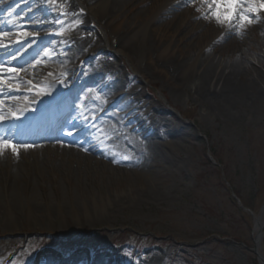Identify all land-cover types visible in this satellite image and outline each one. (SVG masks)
<instances>
[{
	"label": "rangeland",
	"instance_id": "rangeland-1",
	"mask_svg": "<svg viewBox=\"0 0 264 264\" xmlns=\"http://www.w3.org/2000/svg\"><path fill=\"white\" fill-rule=\"evenodd\" d=\"M36 1V5L32 0L4 1L14 4L7 11L20 9L15 15L19 27L0 35V48L10 50L7 68L26 77L54 71L53 76L63 82L70 77L67 70L57 71L64 59L70 66L86 71L114 69L124 79L122 90L113 95L107 89L94 91L90 85L86 88L93 90L102 104L109 99L107 114L118 122L124 121L135 147L141 149L144 140L135 129L134 117L146 114L145 120L159 125L160 147L170 154L171 163L154 162L149 151L145 156L138 152L122 154V167L138 166L142 170L147 167L158 194L118 212L109 221H104L110 208L108 201L103 206L94 205L91 196L102 194L110 203L128 198L139 191L138 178L111 174L108 179L98 180L91 189L79 192L68 188L71 186L62 178L57 183L67 190H53V181L47 176L39 182L45 185L41 191L39 187L28 186L39 180L38 171L29 174L22 171L25 180L18 185V198L23 202L35 199V203H42L43 209L39 218L25 211L20 212L19 219L5 216L0 223V264H48L64 259H71L73 264H106L101 260L114 264H255L254 256L244 246L254 245L255 220L264 222V18L253 15L249 19L254 23H241L239 26L246 29L236 42L218 38L215 42L220 46L230 45L228 54L215 56L209 41V46L203 44L194 57L191 55L193 64L178 73L180 78L178 74L173 79L157 74L154 81L139 84L132 82L133 77L140 78L138 71L116 52L118 41L113 35L118 27L113 22L90 24L88 33L93 44L80 62H75L67 53L71 43L67 46L59 42L62 35L57 33L56 24L66 20L61 6L63 10L81 14L86 13L83 6L74 0ZM48 8L60 16L50 19ZM100 12L101 18L104 7ZM33 14L35 18L30 19ZM37 24L41 28H35ZM216 31L211 28L210 36H220L215 35ZM224 33L219 30V34ZM143 38L140 33L134 41L141 44ZM57 41L56 47H50ZM100 43L106 46L105 51L93 52L91 47ZM230 71L247 74L259 87L236 96V101L230 98L224 105L208 102L200 90L217 92L222 88L219 74ZM177 81H182V86L174 98ZM30 87L33 92L34 87ZM143 99L150 106L143 104ZM135 108L138 114L130 115ZM155 108L159 112H154ZM176 128L182 129L179 136H169L170 129ZM92 133L105 141L108 155L116 150L115 144L108 143L111 134L107 130L96 126ZM13 144L35 147L61 143L57 135L42 134L36 138L17 136ZM210 157L221 167H215ZM108 163L118 170L115 161ZM21 168L24 170V166ZM74 168L76 165H72ZM232 195L248 205L252 217L239 211ZM81 203L86 205L83 207ZM261 247L264 254V236Z\"/></svg>",
	"mask_w": 264,
	"mask_h": 264
},
{
	"label": "bare ground",
	"instance_id": "bare-ground-1",
	"mask_svg": "<svg viewBox=\"0 0 264 264\" xmlns=\"http://www.w3.org/2000/svg\"><path fill=\"white\" fill-rule=\"evenodd\" d=\"M74 1L79 5L81 4L86 13L81 14L67 9L63 10L66 20L60 25L56 24L57 33L62 35L59 38V40L61 39L59 42L67 43V46L69 42L71 43L67 52L68 56L73 61L80 62L82 56L88 52L93 44H90L91 37L88 33L92 22H96L97 25H101L102 20L113 22L114 26L118 27L113 35L118 41L116 52L126 60L127 64L129 63L138 71L140 78L133 77L132 82L139 84L154 81L157 74L163 75L166 79H173L172 76L174 74H181L192 66V57L198 50L200 51L201 45L209 46V41L211 52L215 56L222 57L226 53L228 54L230 52L228 46L230 45L220 46L215 41L218 38L227 39L230 43L238 41V37L242 36V32L246 29L244 25L239 26L243 23L239 19V15H246L248 18L257 15L264 18V12L253 13L248 11L247 6H245V10L237 15L231 24L227 20L218 22L210 12V9H214L215 6L207 2L201 3L199 0ZM32 2L35 3L34 5L37 3L36 0H32ZM13 5L11 4L10 7ZM103 7L105 13L100 18L99 15L102 12L100 10ZM48 9H50L48 14L50 19L54 20V17L60 16L53 8ZM196 9H199V11H196ZM19 12L20 9L14 11L0 9V35L2 32H11L19 27L18 20L15 18V15ZM34 15H31L30 19H34ZM200 17L205 18L201 19ZM67 23H69L68 29L65 30ZM35 28H41L40 24L35 25ZM211 28H215L217 30L215 35L218 34L220 36H210ZM100 30L103 31L102 26H100ZM219 30L225 31V33L223 35L219 34ZM146 32H148L147 35ZM140 33L144 37L141 44L134 41L136 35ZM57 43L58 41L50 44V47H56ZM91 48H93V52H104L106 46L100 43L95 44ZM192 54L193 56L191 57ZM8 55L9 53H4L0 48V80L5 81V84L0 85V92L3 93V95H0V117L6 116V118L12 120L14 128L10 126L3 128L0 126V139L10 141L13 144L17 136L22 134L27 137H34L36 136L33 134L34 131L39 133L51 128V126L36 125L41 118L50 120L48 122L43 121V123H51V120L57 119L54 112H49L44 116V114L39 115L35 110L26 107L14 108L11 111L13 102L23 101L29 106L38 107L53 100L56 102L62 101L64 106L63 119L65 120L64 116L66 115V117L77 122L84 141L81 143L77 142V137L74 136L65 137L63 129L67 133L70 130L68 126L70 124L56 121V125L52 128L62 127V134L57 135L60 145L15 146L18 149L16 156H12L9 151L0 156V223L4 221L6 215L10 216V218L19 219L21 218L20 212L24 211L31 212L38 218L41 216L42 203H35L37 200L34 198V201L25 202L18 198V185L25 180L24 175L21 174L22 171L26 174L33 170L38 171L39 180L28 186L30 188L39 187L41 191L45 189V185L39 182H42L41 178L45 179L47 176H50L53 181V190H67V188L57 183L58 179L62 178L64 181H68L67 183L71 186L68 188H75V191L79 192L86 190V188L91 189L97 185L98 180L108 179L111 174L122 175L123 178L130 176L138 178L140 180V189L136 193H132L128 198L118 199V201L110 203V199L102 194L98 193L97 197L91 196L94 205L101 204L103 206L108 201V207L110 206V208L107 212V219L104 221H109L118 212L128 209L135 203H143L157 196V186L153 183L154 179L151 178L153 174L147 170V167L143 170L138 166L122 167L124 161L121 155L138 152L136 154L145 156L146 154L148 155L149 151V156L154 162L167 163L166 161H168L171 163L170 154H166L160 147L161 127L156 125L155 122L151 124L145 120L146 114L142 117L140 115L134 117V123L137 124L135 129L140 132V137L144 140L141 149H139V147H135L136 144L133 141L131 142L132 139L123 126L124 121L119 123L113 115L107 114L109 109L106 106L110 103L109 99L107 98L108 100L102 104L100 99L95 98L94 91L96 90L104 91L107 89L113 95L117 91L122 90L125 83L124 79H121L114 69L100 68L94 71H86L83 67L75 69V66H70L67 60L64 59L57 71L67 70L70 73V77L63 82L57 76H53L54 71L30 77L13 72L11 68H7L10 64V61L6 59ZM156 59L159 60L158 63L155 61ZM77 74L80 75L78 79H76ZM4 76L10 78H3ZM218 79L222 83V88L217 92L213 90L212 92L209 90L205 91V88L200 90V93L205 95L204 97H206L208 102L211 101L214 105H218V103L220 105L227 104V101L229 102L232 97L236 101V96L246 93L251 88L257 89L259 87V83L255 80H249L247 74L237 73L236 71H230L226 74L221 73ZM87 85H92L94 91L87 89ZM30 86H33V90H36L40 95L34 96L33 92H30ZM181 86L182 81L175 82L174 98H177V89ZM142 102L150 106V103L145 99ZM18 104L13 106L19 107L21 103ZM137 110V108L132 109L130 115L138 114ZM159 110V108L153 109L154 112H159ZM16 115L24 118V123L20 124L19 121H15ZM3 122L4 120L0 119V123ZM96 126L101 127L102 130H107L111 134L108 143L116 145V150H111L113 151L111 155L107 154L105 141L92 133ZM181 131L182 129L178 128L170 129L172 134H169V136L178 137ZM55 134L57 133L53 131L46 133L49 136ZM112 137L114 140H110ZM62 144L66 146L61 147ZM69 144H73V147ZM24 152L28 154L26 155ZM109 161H115L119 165L117 167L118 170L112 167L108 163ZM72 165H76V168L72 169ZM21 166H24V170ZM7 190L9 192L6 195L3 192ZM81 204L83 207L86 205L85 203ZM101 261L106 262V264H114L105 260ZM48 264H73V262L71 259H64L59 262L51 261Z\"/></svg>",
	"mask_w": 264,
	"mask_h": 264
},
{
	"label": "snow or ice",
	"instance_id": "snow-or-ice-1",
	"mask_svg": "<svg viewBox=\"0 0 264 264\" xmlns=\"http://www.w3.org/2000/svg\"><path fill=\"white\" fill-rule=\"evenodd\" d=\"M199 2H207L214 5V9H210L213 18L218 22L227 20L229 24L232 23L233 19H235L237 15L245 10V6H247L248 11L253 13L264 12V0H199ZM196 11H199V9H196ZM61 14H64L63 6H61ZM200 18L204 19L205 17ZM239 19L246 24L254 23V21L249 19L246 15H239ZM3 84H5V81L0 80V85ZM0 95H3V93L0 92ZM0 119H2V117H0ZM65 134L71 136L70 132ZM65 146L66 145L63 144L61 145V147ZM6 151H9L12 156H16L18 149L12 144V142L0 139V156H3Z\"/></svg>",
	"mask_w": 264,
	"mask_h": 264
},
{
	"label": "water",
	"instance_id": "water-1",
	"mask_svg": "<svg viewBox=\"0 0 264 264\" xmlns=\"http://www.w3.org/2000/svg\"><path fill=\"white\" fill-rule=\"evenodd\" d=\"M261 237H262V234L261 232H259L255 238L256 245H255L254 253L257 255L259 264H264V258L257 252V247H258V244L260 243Z\"/></svg>",
	"mask_w": 264,
	"mask_h": 264
},
{
	"label": "trees",
	"instance_id": "trees-1",
	"mask_svg": "<svg viewBox=\"0 0 264 264\" xmlns=\"http://www.w3.org/2000/svg\"><path fill=\"white\" fill-rule=\"evenodd\" d=\"M244 205L248 207V205H247V204H245V203H244Z\"/></svg>",
	"mask_w": 264,
	"mask_h": 264
}]
</instances>
